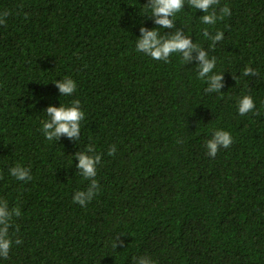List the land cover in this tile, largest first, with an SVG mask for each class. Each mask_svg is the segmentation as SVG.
I'll return each instance as SVG.
<instances>
[{"label": "trees", "instance_id": "1", "mask_svg": "<svg viewBox=\"0 0 264 264\" xmlns=\"http://www.w3.org/2000/svg\"><path fill=\"white\" fill-rule=\"evenodd\" d=\"M147 3L0 0L10 13L0 25V198L22 213L10 228L22 243L0 264H134L143 255L156 264H264V0H219L217 12L227 5L231 15L215 25L185 0L173 18L217 58L219 93L205 91L197 61L136 50L142 26L160 27ZM205 28L225 33L215 49ZM247 66L259 75L243 77ZM66 76L77 84L71 96L55 84ZM246 94L258 114H239ZM73 99L85 112L80 139L47 140V107ZM219 129L233 143L213 158L206 141ZM90 143L102 154L100 191L83 207L73 197L89 181L75 153ZM18 163L30 181L10 174Z\"/></svg>", "mask_w": 264, "mask_h": 264}, {"label": "clouds", "instance_id": "2", "mask_svg": "<svg viewBox=\"0 0 264 264\" xmlns=\"http://www.w3.org/2000/svg\"><path fill=\"white\" fill-rule=\"evenodd\" d=\"M219 4V0H187V5L196 10H202L205 14L200 17L201 22L205 25H215L217 20H223L225 16L231 15V9L224 5L217 9L215 6ZM151 9V17H154V23L160 27L149 29L146 26L140 28L141 35L136 43V50L142 52L154 60L168 62L173 53H180L183 62L197 61L198 76L205 81V91L208 93H219L224 87V72L217 73L213 70L216 67L215 56L209 57L208 52L200 45L193 42L191 36L177 28L173 19L185 7V0H148L146 4ZM211 10V11H210ZM10 13L5 10L0 12V25L6 23V17ZM159 29H175L171 34H161ZM203 35L211 41V47L215 49L217 42L224 39L225 33L217 31L212 34L207 28L203 30ZM195 53V55H194ZM241 75L243 77L258 76L257 70L251 66L243 69ZM236 80L237 77L235 76ZM56 87L62 96H71L77 84L71 77H64L55 81ZM238 112L240 115H246L249 112L256 113V104L252 95H242L238 99ZM48 119L43 120L42 133L49 141L60 140L62 136H66L72 140H79L81 136V121L85 119V112L81 107L79 99H73L69 105L61 104L59 107L50 105L46 109ZM233 143L232 135L229 131L219 129L214 132L212 137L206 141L207 154L215 157L221 147L228 148ZM116 153L115 145L110 146L108 155L112 156ZM75 157L78 158L76 165L79 173L85 180L89 181L88 186L84 190H79L74 194L73 202L86 207L100 191L99 181L97 177V166L101 163L102 154L97 153L95 146L89 144L83 152H76ZM10 174L19 181H30L32 179L31 170L21 164H16L10 169ZM19 206L10 207L6 199L0 198V258L7 259L9 253L15 244L22 243L20 238L13 241L10 235V228L13 226L14 218L21 216ZM16 231H19V225H16ZM120 242L118 238L117 243ZM117 243L114 247L117 246ZM134 264H156V262L148 255L134 257Z\"/></svg>", "mask_w": 264, "mask_h": 264}]
</instances>
